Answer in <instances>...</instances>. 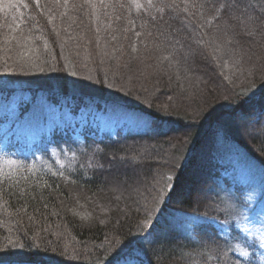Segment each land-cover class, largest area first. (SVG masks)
Listing matches in <instances>:
<instances>
[{"label":"trees","instance_id":"1","mask_svg":"<svg viewBox=\"0 0 264 264\" xmlns=\"http://www.w3.org/2000/svg\"><path fill=\"white\" fill-rule=\"evenodd\" d=\"M7 1L0 264H258L221 221L238 199L223 152L264 175V0ZM38 97L55 106L39 119ZM109 107L147 130L100 131Z\"/></svg>","mask_w":264,"mask_h":264},{"label":"rangeland","instance_id":"2","mask_svg":"<svg viewBox=\"0 0 264 264\" xmlns=\"http://www.w3.org/2000/svg\"><path fill=\"white\" fill-rule=\"evenodd\" d=\"M6 2L9 1L0 0V10L4 9L5 5L8 7L12 4V2ZM224 104L225 106H223L226 109H229V107H231L232 105L231 103L227 102H225ZM30 107H34V112H30L32 110L31 109L28 113H33V115H35V117L38 119L41 117L40 112L46 113V110L50 108L55 109L54 105H51L49 102H45L44 99H41L39 97L34 99L33 104H31V106H28L26 108V111ZM103 112L105 111H102V113L97 112V114H93L94 119L99 118L102 121L98 124L100 131H104L105 133L107 132L113 135L117 129L122 131L129 130V132L133 133L143 132L147 130V124L144 120L138 118L134 114H127V112L122 111V109H111V107H109L105 113ZM187 112L191 113L192 116L194 114V112L190 110ZM10 137L11 134L8 133L6 127H4L3 125L0 126V141L1 138L3 139V141H5ZM133 146L134 148L131 149L127 145L122 144L118 148V150L127 151L124 154L126 157L128 153H139L141 156H143L142 154L144 152L143 150H145V147L139 149L137 144ZM222 147L226 150L228 149L227 147ZM231 150L232 151L230 153L228 152L230 150L223 152L225 154H223V159L225 158L226 154H232V166H235V169H233L226 175H228V177L234 176V178L237 180L234 181V183L230 186L231 188L237 187V189L230 190L232 193H236L238 195V199L225 204L226 210H224L223 212L225 213L229 221L227 223L225 220L221 221V227L223 229L221 235L226 238L227 244L229 242L228 247H230L232 251L236 252L238 255H240V253H247V256H240H242L243 258H253L258 264H264V216L259 215V210L262 206H264V175L256 171L252 167V165L243 158L239 150L234 148H232ZM2 154L3 153L1 152L0 155ZM122 165L124 166L122 159L121 161H117L114 159L113 166L115 171L118 170V168ZM134 169H137V178L140 177L138 168ZM134 182L139 185V180H135ZM194 192L198 193V190L195 189ZM157 197H155L154 200H156ZM194 213L195 212H193V214ZM152 216L153 213L151 212L150 208L149 210H147V212L139 222L142 225L147 226L149 221L152 219ZM227 227H231L232 230L228 231L226 229ZM221 249L223 252H226V255L228 256L229 250L227 246L225 248L222 247Z\"/></svg>","mask_w":264,"mask_h":264},{"label":"snow or ice","instance_id":"3","mask_svg":"<svg viewBox=\"0 0 264 264\" xmlns=\"http://www.w3.org/2000/svg\"><path fill=\"white\" fill-rule=\"evenodd\" d=\"M134 3H136V7L139 9V8H142L144 5L136 2V0H133ZM34 3L35 5L38 7L39 6V0H34ZM147 3L149 6L152 5V0H147ZM27 6V5H25ZM217 10H220V9H217ZM137 35H139V33H137ZM73 75H75V73H73ZM259 215L260 216H264V206L261 207V209L259 210ZM240 255L242 256H247V253H240Z\"/></svg>","mask_w":264,"mask_h":264}]
</instances>
